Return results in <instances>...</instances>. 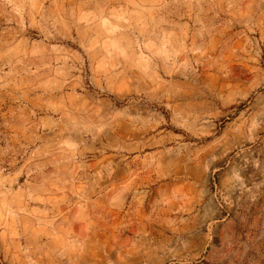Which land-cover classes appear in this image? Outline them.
Returning <instances> with one entry per match:
<instances>
[{
  "label": "rangeland",
  "instance_id": "1",
  "mask_svg": "<svg viewBox=\"0 0 264 264\" xmlns=\"http://www.w3.org/2000/svg\"><path fill=\"white\" fill-rule=\"evenodd\" d=\"M0 264H264V0H0Z\"/></svg>",
  "mask_w": 264,
  "mask_h": 264
}]
</instances>
